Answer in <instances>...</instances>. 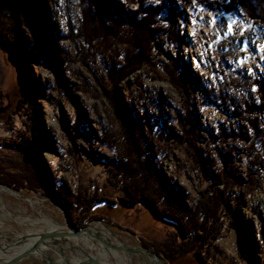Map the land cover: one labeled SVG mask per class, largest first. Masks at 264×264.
Listing matches in <instances>:
<instances>
[{
    "label": "rangeland",
    "instance_id": "rangeland-1",
    "mask_svg": "<svg viewBox=\"0 0 264 264\" xmlns=\"http://www.w3.org/2000/svg\"><path fill=\"white\" fill-rule=\"evenodd\" d=\"M174 1L171 5L174 19L159 16L160 24L172 23L173 27L169 26L168 33L161 35L158 43L194 73L195 148L200 149L201 157L196 159L190 147L167 142L170 146L166 145L165 154L157 159L175 190L187 195L188 205H195L198 192L209 187V194L216 189L225 195L230 217H222L214 242L207 246L209 256L206 253L200 260L194 252L179 253L177 248L187 244L178 235L173 240L172 233L176 231L173 224L157 219L139 204L132 207L121 204L123 190L110 181L111 173L106 166L115 151L101 141L103 133L114 124L110 128L113 112L102 96L100 81L107 82L109 70L119 69L124 63L125 44L94 28L100 24L95 18V7L87 1L82 4L81 0H42L41 27L26 23V34L33 41L29 53L37 60L30 62V73L22 77L24 84L18 80L12 55L0 45L2 235L13 237L52 228L31 206L34 203L25 200L36 197L46 200L38 207L42 213L58 224L69 226L64 209L47 194L46 188H32V185L38 187L39 172L27 161L21 146L25 137L33 134L42 145V179L49 182L52 191H69L70 195L64 198L70 206L69 216L82 218V225L101 220L125 243L143 247L148 243L156 249H165L166 257L158 254L167 264H264V169L255 170L254 180L250 181L246 173L249 158L239 153L235 156L232 151L238 145L234 133L240 120L232 116L233 107L256 99V82L264 83V50L261 49L264 25L246 22L239 7L231 13L206 11L192 1L180 9ZM117 2L124 12L137 7V3L129 0ZM150 2L155 5L160 1L143 0L144 5ZM83 10L93 17L92 23L86 24ZM229 25L233 28L231 32ZM48 34L53 36L50 44L45 43ZM155 60L165 62V56L156 54ZM151 67L143 63L120 80L117 93L124 97L131 114L158 149L159 142L168 141L163 140L169 134L168 129L179 131L177 113L183 115L184 110L177 87L158 77L163 76L162 68L158 73ZM23 89L28 93L23 94ZM32 106L35 113L31 112ZM220 126L225 129L222 144L215 143ZM218 147L222 150L220 159L215 155ZM224 165L236 179L228 187H223L221 182L212 185L210 175ZM8 182H18L21 186H10ZM210 224L208 220L206 225ZM67 242L71 246L87 247V252L112 264L118 263L117 256L108 258L93 242L83 238H68ZM72 256L75 258L76 254ZM15 264L42 263L24 259Z\"/></svg>",
    "mask_w": 264,
    "mask_h": 264
},
{
    "label": "trees",
    "instance_id": "trees-1",
    "mask_svg": "<svg viewBox=\"0 0 264 264\" xmlns=\"http://www.w3.org/2000/svg\"><path fill=\"white\" fill-rule=\"evenodd\" d=\"M81 1L82 4L87 1L88 4L95 7V18L99 19L100 24L94 25V28L112 36V40L115 37L116 40L125 44L124 63L120 65L119 69L109 70L107 82L100 81L104 90L102 96L106 97L113 112L110 128L113 124L114 126L101 136V141L115 151L110 157L109 163L106 164L111 173L110 181L114 185L121 186L123 196L120 202L123 206L132 207L139 204L157 219L173 224L176 227V231L172 233L173 240H176L174 236L178 235L181 240L185 239V244H187L184 247L179 246L178 252L181 254L194 252L197 258L203 260L202 257L206 253V256H209L207 246L214 242L222 217H230L229 210L225 206V195L216 189L212 190V194H209L211 191L209 187L198 192L199 196L195 205H188L186 203L187 195L179 189L175 190V187L161 170L157 159L158 156L165 154L163 148H167L166 145L171 142L190 147L196 159L201 157L200 149L195 148L197 136L194 118L196 111L193 97L195 90L194 73L191 70H186L182 60L165 52L158 43L159 37L164 36L168 33L169 28L173 27L172 23H168L166 26L160 24L159 16L164 15L169 20L174 19L171 11L174 0H159L160 2L155 5H151L152 2L144 5L143 0H129L137 3L136 9L129 12L122 11L117 0ZM192 1L206 11L221 10L231 13L239 7L246 22L264 25V0H175L174 3L176 2L175 4L181 9L183 6L191 4ZM41 7L42 0H0V45L12 55L18 69V80L21 85L24 84L22 77L26 73H30V62L37 60L36 56L29 53L33 41L26 34L25 25L32 23L41 27L39 23L42 13ZM83 12L86 11L83 10ZM178 15H181V11H178ZM92 18L91 15H87V12L84 14L87 25L92 23ZM48 36L49 38L46 40L47 37L44 35L45 43L50 44L49 40L50 38L53 39V36L50 34ZM86 36H89V33ZM48 49L51 50V47ZM156 54H163L165 62L155 60ZM143 63L149 64L158 73L159 68L163 69L161 72L164 77L160 74L158 77L168 79L174 87H177L184 110L183 115L177 113L179 133L171 132V129H168L169 134L166 136L167 138L163 139L165 141L168 139V141L163 144L159 142L158 149L152 144V138L143 130L138 119L134 114H131L124 97L117 93L118 82L125 79L135 69L140 68ZM26 82L30 85L27 80ZM256 84L258 97L243 104L240 103L239 106L233 107L234 111H232V116L240 119L237 124V131L234 133L238 145L234 146L232 151L235 156L239 153L249 158L250 164L246 173L250 181L254 180L252 173L255 170L264 169V83L257 81ZM22 92L23 94L28 93L25 89ZM35 110L36 108H31L32 113H35ZM216 133L215 143L222 144L225 139V129L220 126ZM23 144L26 145L23 146ZM23 144L21 148L24 156L40 174L37 173L39 180L36 183L38 187L32 185V188L38 189L39 186L46 188L47 194L62 206L74 227L79 228L83 224V219L79 217L70 218V206L64 200L66 194L70 195L69 191L63 187L64 192L52 191L49 182L42 179L41 172L44 163L41 157L40 139L31 134L25 137ZM215 155L217 158H221L222 150L220 147L215 151ZM210 179L212 185L221 182L223 187H228L236 177L227 165H224L214 171V174L210 175ZM8 183L11 184L10 186H21L18 182ZM200 212L201 215H199ZM231 218H234V215ZM208 220H211V224L207 226ZM144 247L150 250L154 249L166 257L167 250L165 249H156V246L148 243L144 244Z\"/></svg>",
    "mask_w": 264,
    "mask_h": 264
},
{
    "label": "water",
    "instance_id": "water-1",
    "mask_svg": "<svg viewBox=\"0 0 264 264\" xmlns=\"http://www.w3.org/2000/svg\"><path fill=\"white\" fill-rule=\"evenodd\" d=\"M98 222L102 223L103 221L98 220ZM68 223L70 225L68 231L51 229L15 237L2 235L3 232H1L0 255H4V257L0 256V264H15L24 259L36 260L42 264H112L105 258L101 259L99 256L87 252V247L71 246L70 242H67L68 238L77 239L82 236L87 237L95 245H100L98 247L107 253L110 251L120 253L123 257H127L128 262L142 259L147 264H167L156 251L149 250L142 245H131L118 240L109 229L104 233L97 230L91 231L89 229L90 221L79 228H75L71 221ZM2 240L6 242L4 243ZM72 254H76V257L73 258Z\"/></svg>",
    "mask_w": 264,
    "mask_h": 264
},
{
    "label": "bare ground",
    "instance_id": "bare-ground-1",
    "mask_svg": "<svg viewBox=\"0 0 264 264\" xmlns=\"http://www.w3.org/2000/svg\"><path fill=\"white\" fill-rule=\"evenodd\" d=\"M5 191V190H4ZM15 195H17V194H15ZM18 196H20V195H18ZM25 200H27L29 203H34V204H32L31 206L32 207H35L36 208V210L38 211V213L40 214V215H42V216H44L45 217V219H44V221H47L48 223H51L50 225H51V229L52 230H62V231H68V230H70V225L68 226L67 224H58V223H56V222H54L53 221V218L51 217L50 218V216L49 215H47V213H42L39 209H38V207H39V205H40V203H42L43 201H46V200H44L43 199V201H41V198H29V199H25ZM48 201V200H47ZM51 202V201H50ZM49 216V217H48ZM47 217V218H46ZM37 218V217H36ZM48 218H50L51 220H49ZM17 219V218H16ZM27 219H29V218H27ZM31 220V219H30ZM18 221H22V220H20V219H18ZM43 221V220H42ZM68 222V221H67ZM69 224V223H68ZM51 229H46V231H48V230H51ZM89 229L91 230V231H94V230H97V231H103V233L105 232V231H107L109 228H107V226L106 225H104V224H101V223H98L97 221H93V222H91L90 224H89ZM40 231V230H39ZM42 231H45L44 229L42 230ZM35 232H38V231H33V232H26V234H30V233H35ZM21 234H25V233H21ZM21 234H16V235H13V237H15V236H20ZM80 238H83V239H85L86 241H89V239H87V237H85V236H82V237H80ZM116 238L118 239V240H121L118 236H116ZM62 239H64V238H62ZM3 241V240H2ZM121 241H123V240H121ZM4 243L6 242V241H3ZM98 245V244H97ZM98 246H100V245H98ZM20 247H22V246H20ZM102 250V249H101ZM103 252L105 253V255L109 258V257H115V256H117L118 258H116V259H118V263L117 264H135V263H138V264H147L146 263V261L145 260H139V259H136V260H134V261H130V262H128V260H126L127 259V257H123L120 253H118V252H115V251H110V252H105L104 250H103ZM111 254V255H110ZM11 255H12V253H11ZM0 256H2V254L0 255ZM2 257H4V256H2ZM73 258H74V256H73ZM110 260V259H109ZM116 261V260H115Z\"/></svg>",
    "mask_w": 264,
    "mask_h": 264
},
{
    "label": "snow or ice",
    "instance_id": "snow-or-ice-1",
    "mask_svg": "<svg viewBox=\"0 0 264 264\" xmlns=\"http://www.w3.org/2000/svg\"><path fill=\"white\" fill-rule=\"evenodd\" d=\"M228 30L229 32L233 31L232 25L228 26ZM261 49L264 50V45L261 46ZM241 63H243V61H241Z\"/></svg>",
    "mask_w": 264,
    "mask_h": 264
}]
</instances>
